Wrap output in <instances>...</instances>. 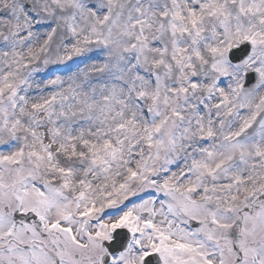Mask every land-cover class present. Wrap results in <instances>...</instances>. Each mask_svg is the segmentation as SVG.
<instances>
[{
  "label": "snow or ice",
  "instance_id": "1",
  "mask_svg": "<svg viewBox=\"0 0 264 264\" xmlns=\"http://www.w3.org/2000/svg\"><path fill=\"white\" fill-rule=\"evenodd\" d=\"M0 264H264V0H0Z\"/></svg>",
  "mask_w": 264,
  "mask_h": 264
}]
</instances>
